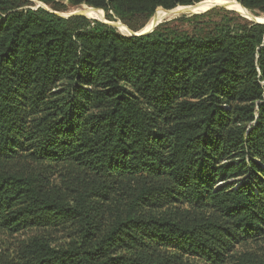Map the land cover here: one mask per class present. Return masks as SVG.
I'll return each mask as SVG.
<instances>
[{"label": "trees", "instance_id": "16d2710c", "mask_svg": "<svg viewBox=\"0 0 264 264\" xmlns=\"http://www.w3.org/2000/svg\"><path fill=\"white\" fill-rule=\"evenodd\" d=\"M32 5L0 0V264H264V23Z\"/></svg>", "mask_w": 264, "mask_h": 264}, {"label": "bare ground", "instance_id": "6f19581e", "mask_svg": "<svg viewBox=\"0 0 264 264\" xmlns=\"http://www.w3.org/2000/svg\"><path fill=\"white\" fill-rule=\"evenodd\" d=\"M215 5H224V6H228L230 8H233L235 10H238L244 14H247L248 16H250L251 14L248 13V11L243 8V6L241 5V3L239 4L237 0H203L198 4L192 5V6H178L172 10H160L158 12L155 13L154 17L151 18V20L149 21V23L145 26L144 30H149L154 26L153 23V19H156L158 21H163V19L171 17L175 14H179V13H185V12H201V11H205L208 9H212L213 6ZM79 10V9H78ZM79 13H84L86 14L88 17L91 18H97V19H104V14L101 10L99 9H95L89 6H84L82 9H80L79 11H77ZM245 15V16H247ZM258 21L263 22L264 21V17H259L257 18ZM117 28L120 32L124 33V34H128L129 29H127V27L122 24V23H117Z\"/></svg>", "mask_w": 264, "mask_h": 264}, {"label": "rangeland", "instance_id": "374dc122", "mask_svg": "<svg viewBox=\"0 0 264 264\" xmlns=\"http://www.w3.org/2000/svg\"><path fill=\"white\" fill-rule=\"evenodd\" d=\"M32 2H33V4L34 5H32V7H34V8H37L38 6H42V7H44V8H46V9H48V10H52L51 8H50V6H48L47 4H45V3H43V2H41V1H39V0H31ZM64 2L67 4V9L66 10H64V11H61V12H57V11H55V12H57V13H60V14H62V15H68V14H71V13H75V12H77V11H79L80 9H82L84 6H86V5H81V6H70V5H68V0H64ZM239 3V2H238ZM240 4V3H239ZM216 6V5H215ZM216 7H223V8H225V9H232V10H234V11H236V12H238L239 14H241V15H247V14H244V13H242V12H240V11H238V10H235V9H233V8H230V7H228V6H224V5H217ZM215 8V7H214ZM243 8H245V7H243ZM79 9V10H78ZM247 11H248V13H250L251 15L252 14H254L251 10H249V9H247V8H245ZM101 10V9H100ZM210 10V9H209ZM102 12H103V14H104V18L106 19V14H105V12L103 11V10H101ZM206 12V11H205ZM183 14H190V13H187V12H185V13H177V14H175V15H173V16H171V17H168V18H165V19H163V21H166V20H171V19H174V18H177V17H179V16H181V15H183ZM255 15V14H254ZM113 16V18L112 19H109V20H107V21H110V22H112V23H114V24H117V23H122V21L120 20V19H118L116 16H114V15H112ZM154 17V16H153ZM152 17V18H153ZM258 18L259 17H264V16H257ZM108 19V18H107ZM104 20V19H103ZM122 24H124V23H122ZM125 25V24H124ZM126 26V25H125ZM127 27V26H126ZM117 28V27H116ZM127 29H129L128 27H127ZM128 34H129V32H128ZM22 237V235H17V236H13V235H9V234H7V233H4V232H0V246H6V245H9V243L12 241V242H15L16 241V239L17 238H21Z\"/></svg>", "mask_w": 264, "mask_h": 264}, {"label": "water", "instance_id": "95a60500", "mask_svg": "<svg viewBox=\"0 0 264 264\" xmlns=\"http://www.w3.org/2000/svg\"><path fill=\"white\" fill-rule=\"evenodd\" d=\"M87 6V5H86ZM189 6H192V5H189ZM217 6V5H216ZM216 6H213L212 8H214V7H216ZM39 7H42V6H38L37 8H39ZM92 8H94V7H92ZM95 9H97V8H95ZM174 9V8H173ZM211 9V8H210ZM100 10V9H99ZM170 10H172V9H170ZM209 10V9H208ZM208 10H205V11H208ZM230 10H232V9H230ZM49 11H51V12H54V13H57V12H55V11H53V10H49ZM205 11H201V12H190V11H188L187 13H190V14H200V13H203V12H205ZM156 13V12H155ZM57 14H59L60 16H63V17H69V16H71V15H76V14H80V15H84V16H86V17H88L86 14H84V13H79V12H75V13H71V14H68V15H62V14H60V13H57ZM155 15V14H154ZM153 15V16H154ZM242 16H244V15H242ZM244 17H246L247 19H249V20H251V21H254V22H259V23H264V21L263 22H260V21H258L257 20V16L256 15H254V14H252V15H250V16H244ZM88 18H91V17H88ZM91 19H95V20H100V21H103V22H105V23H108V24H110V25H112V26H114V27H117V25L116 24H114V23H112V22H110V21H107V19H105L104 18V20H101V19H97V18H91ZM154 21H153V23H154V26L151 28V29H149V30H144L145 28H143L142 30H140L139 32H134L133 30H131V29H129V34L128 35H141V34H146V33H150V32H152L160 23H162L163 21H158V20H156V19H153Z\"/></svg>", "mask_w": 264, "mask_h": 264}]
</instances>
